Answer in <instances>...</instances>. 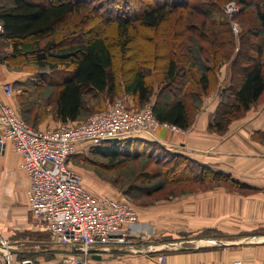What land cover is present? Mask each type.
<instances>
[{"label": "trees", "instance_id": "1", "mask_svg": "<svg viewBox=\"0 0 264 264\" xmlns=\"http://www.w3.org/2000/svg\"><path fill=\"white\" fill-rule=\"evenodd\" d=\"M94 1L84 0V9L88 13L80 15L79 7L72 0H0V64L11 72L36 74L31 77L30 84H18L20 90L15 97L18 104L16 112L32 128L39 130L38 126L44 121L42 118L47 107H51L55 122L63 125L79 123L87 96L109 104L117 92L122 90L123 94L132 97L138 107L150 104L152 116L159 124L188 130L199 111L201 99L215 87L217 63L223 59L230 60L228 85L221 91L220 103L207 131L225 133L231 123L262 102L264 0H224V3L233 2L237 5L239 12L233 17L235 21L242 14L245 25L251 22L257 24V30L250 29L247 39L244 32L239 34L240 47L235 54L233 36L224 20L226 25L222 27L226 29L222 31L223 35L217 33L218 29L210 33L212 38L209 48L196 44V49L191 52V45H182L184 39L183 42L178 41L180 58L184 60L186 57L183 63L174 53L159 56L163 63L158 90L152 102L151 75L155 73L154 70L144 69V64L137 62L129 67L126 77L118 80L113 69L114 51L123 55L132 43L133 31L140 33L142 29L154 30L172 13L177 14L182 10L203 12L212 8L220 15V9L225 4L221 0H119L123 1L120 7L124 5L129 14L115 15L110 19L109 13L114 9L111 3L115 0ZM88 3H92L93 7ZM100 6H104L105 10ZM200 8L205 9L202 11ZM89 13H93L100 22H111L115 33L113 39L108 40L102 33L83 30L84 20H87ZM70 17L74 20L73 29H65L62 36L58 35ZM191 26L195 30V26ZM204 38L205 35L201 39ZM147 39L151 40L150 37ZM187 41L190 42L189 39ZM55 74L58 78H54ZM48 89L50 92L46 94ZM109 108L108 105V108L95 114L106 112ZM125 109L137 111L129 107ZM252 139L263 145L264 131L254 133ZM86 146L78 152L79 147L75 154L88 151V155L103 160L105 163L100 165L102 173L116 175L114 178L107 177V183L114 186L119 184L121 188L125 186L123 195L130 199L125 200L131 206H134L133 202H141L143 206L154 205L157 200L140 199L151 198L163 192L167 186L172 191L167 190L165 195L159 197L161 200L193 193V188L205 189L220 182L231 187L241 186L231 176L214 171L186 156H168L163 146L154 142L131 138L116 143L101 142L99 145ZM78 157L90 161L86 155ZM139 162L142 164L136 170ZM123 171L127 172L122 174ZM161 176L168 179L158 184L141 186ZM129 178L131 181L122 184V180ZM262 192L264 194V189ZM205 234L212 232L202 231L197 237L208 238ZM17 256V260H24V257Z\"/></svg>", "mask_w": 264, "mask_h": 264}, {"label": "crops", "instance_id": "2", "mask_svg": "<svg viewBox=\"0 0 264 264\" xmlns=\"http://www.w3.org/2000/svg\"><path fill=\"white\" fill-rule=\"evenodd\" d=\"M26 76L27 74L24 73L8 71L4 65L0 64V87L6 85L12 90L18 87V84H30L32 78L26 80ZM0 102L15 109V93L6 96L0 88ZM247 115L250 114H246L240 122L244 121ZM52 124L59 123L44 122L38 126V129L46 130L47 128L43 127L52 126ZM207 124L206 122L203 126L195 124L188 130L178 133L160 126L154 133L142 135L136 139L157 143L171 154L186 156L214 171L229 175L238 182L246 180L258 182V186L255 183L249 184L261 189V193L257 191L259 194L253 202H245V200L240 202L241 199L237 197L230 201L238 203L235 205L250 208L252 234L243 233V230L249 229L248 226L247 228L243 226L242 230L238 222H229L223 217V214L228 211L226 204L231 197L229 192L221 190L219 198L213 200V196L211 197L208 192L200 200L195 199L197 204L193 205L185 201L192 195H183L171 201H161L151 206L139 207L138 211L134 208L138 216L135 238L130 241V244L122 246L92 248L91 264H234L236 262L238 264H264V194L262 192L264 189V146L252 139L254 133L264 131V119L263 121L258 120L257 125L229 126L223 137L207 133ZM86 145L79 147L81 149ZM231 152L238 153L241 157H252L258 161L254 166L255 173L245 177L241 172H237L234 166L238 165L241 160L233 156L231 158L238 163L230 162L231 159L227 156ZM18 163L19 157L12 151L11 144L7 143L0 153V203L4 204L0 211L3 212L6 209L14 213L13 216L26 218L24 228L33 232L29 240L34 239L33 242L39 244L41 249L34 253L33 261L31 257L22 255L23 261L14 259L12 264H55L59 260L60 250L52 246L48 234L37 229L31 218L28 221L30 215L27 209L26 191L29 178L25 172L19 170ZM170 202L173 203L167 205ZM192 207H201V209L199 212L191 211ZM212 208H215V211ZM214 214L220 215L213 224ZM202 231H213L215 236L197 237ZM9 233L11 235L12 231ZM13 252L15 258V251ZM17 254L21 256L22 253Z\"/></svg>", "mask_w": 264, "mask_h": 264}, {"label": "built area", "instance_id": "3", "mask_svg": "<svg viewBox=\"0 0 264 264\" xmlns=\"http://www.w3.org/2000/svg\"><path fill=\"white\" fill-rule=\"evenodd\" d=\"M237 11L233 2L224 8L228 16ZM0 88L4 95L12 94L9 86ZM160 126L182 132L159 124L150 107L130 111L119 103L84 122L37 130L14 108L0 102V151L9 143L19 157L18 168L29 178L26 203L33 223L62 248L56 264H91L92 248L130 244L137 235L138 216L133 206L124 198L89 192L80 175L67 165L68 159L81 145L138 138ZM13 251L7 240L0 239L3 264H12Z\"/></svg>", "mask_w": 264, "mask_h": 264}, {"label": "rangeland", "instance_id": "4", "mask_svg": "<svg viewBox=\"0 0 264 264\" xmlns=\"http://www.w3.org/2000/svg\"><path fill=\"white\" fill-rule=\"evenodd\" d=\"M72 1L76 2V5L79 7V14L80 15L88 13V11L86 9H84V7L86 5L84 0H72ZM93 1L94 0H91V2H93ZM221 1H223V3H224V0H221ZM99 2H102V0H100ZM122 3H123V1L121 2L119 0H115L114 2L111 3V4H113L114 9H111V11L109 13L110 19H112L115 15L120 16V15H123L124 13L129 14V11L125 8L124 5H123V7H120V5ZM229 3H232V2L226 3V1H225V3H224L225 5L223 7H221V9H220L221 10L220 15L217 14L216 11H214L212 8H209V7H205V8H209V9L200 8L202 11L205 9V11H203V12L195 11V10L194 11L182 10L180 12L178 11L179 13H177V14L172 13L171 17L169 16L162 23V25H160L158 28H156L154 30L142 29L140 33L137 31H133L132 35H131V42L132 43L130 44L129 47H127L126 52L123 53V55H121L117 51H114L115 58H114L113 69H114V73H115L117 79L120 80V79H123L124 77H126L129 67L132 66L133 64L136 65L135 63H137V62L143 63L144 69H148V70L153 69L155 73L151 75V82L153 85V88H152L153 96L151 98V102H152L154 100V96L156 95L157 90H158V83L160 80L159 76H160V71H161L160 68H161L162 63H163L160 61L161 58L159 56L166 55L167 53L168 54L172 53V55H173V53H174V55L178 58V60L180 59L181 60L180 62L183 63V61L186 60V57H184L185 58L184 60L180 58L181 53L178 52V46H177L178 41L183 42V39H184V42L182 45H184L185 43L188 44V46L191 45V52L194 49H196L195 48L196 44H201L204 46V48H209L210 47V43H209L210 38H212L210 33H213L215 30L218 29L217 33L222 34V31H224L226 29V28L222 27V26L226 25L224 20L228 23L227 25H229L231 35L233 36V40L235 43V49H234L233 54H235L240 47L239 34H243V32H244V34H246V35H244L245 39H247L251 33L250 29H253L254 31L257 30V24L255 22H251V24H249L247 22L248 24L245 25V20H243V16H241L242 14L240 16L239 15L237 16L236 21H235V19H233L234 15L236 13H234L231 16H228L227 14H225L224 8ZM88 4H89V6L93 7L92 3H88ZM94 4H96L95 1H94ZM100 7H102L105 10L104 6H100ZM117 9H118V11L115 12L114 10H117ZM237 12H239V10ZM219 17H221V18H219ZM72 20H73V18H71V17L66 20V22L62 26L61 30L58 31V35L62 36V31L65 29H68V28L73 29ZM237 21H239V24L237 23ZM191 25L195 26V30H193V27ZM83 30L84 31L89 30L92 33H99V34L102 33V36H106V38L108 40L113 39L115 36L114 29H113L111 22H106V23L100 22L97 18L94 17L93 13H89L87 15V20H84ZM203 35H205L206 38L201 39ZM147 37H150L151 40H148ZM187 39H189L190 42H188ZM243 45H245V44L242 42L241 46H243ZM226 46L229 48V45L226 44ZM243 48H244V46H243ZM0 49L2 50V48H0ZM187 50H189V49H187ZM183 52H185L184 49H183ZM229 71H230V60L228 61V60L223 59V60H221V62L217 63V69H216V73H215V76H216L215 87L211 90L212 91L211 93L207 94L205 97H203L201 99L199 111L197 112L192 125L196 124V125L203 126L204 122L209 124L212 121L214 111L217 108V106L219 105L220 100H221V91L224 89L225 86L228 85V79H229V73H230ZM18 73L27 74L26 80H28V78L31 79V77L33 78L34 76H36V74L34 75L31 73H25V72H18ZM53 76H54V78H58L57 74H55ZM18 90H20L19 87L12 88V94L15 93V97H16V93ZM49 92H50V89H48L46 94H48ZM85 100H86V107L82 113L81 119L78 122L86 121L93 114H95L99 111L105 110L106 108H108V105L111 107L115 103H119L122 106L129 107V108H131L133 110H137V111L142 110L146 107H150V104L144 105L143 108L138 107L134 103L132 97L128 96L126 94H123L122 90H119V92H117L115 98L109 104L106 101L103 103L99 99L92 100L89 98V96H87L85 98ZM15 105H16L15 109L18 112V109H17L18 104H17L16 98H15ZM44 111H45L44 116L42 113V116H43L42 119H44L43 123L44 122L55 123V121L52 118L53 115L51 112V107H47ZM246 114H250V115L249 116L247 115L248 117L244 121L240 122L241 120H243L246 117ZM246 114L242 118H240L239 120L231 123L230 126H237L239 124H240L239 126H241V125H245V126L257 125L258 120L263 121V119H264V98H263L262 102L258 103L255 107H253L251 109V111H249V113L247 112ZM208 124H207V126H208ZM62 125L63 124H52V126L48 125V126L43 127V128L55 129L58 126H62ZM49 126H51V127H49ZM228 129H229V127H228ZM228 129H227V131H228ZM181 131H185V130H181ZM206 131H207V128H206ZM227 131L223 134H215V133H210V134H215V135H218L219 137H223L226 135ZM207 133H209V132L207 131ZM262 146H264V144ZM85 147H87V146H85ZM85 147H84V149H85ZM162 148H164V147H162ZM82 149L78 150V152H80ZM1 152L2 151H0V153ZM165 154H167L168 156L171 155V153H169L167 150H166ZM81 155H84V156L86 155V157L89 158L90 161H85V160L83 161L80 157H78ZM87 155H88V151H84L83 154H80V153L75 154L74 156H72L70 158V160L68 162V166H70L75 172H77L80 175L83 185L89 190V192L93 193L94 195L111 196V197H115V198H124V199L128 200L129 198H127L126 196L123 195V189L125 188V186L123 188H121V185H119V184H116L114 186L113 184L107 183V180H106L107 177L108 178H114V177H116V175L114 173H106V174L102 173L103 168L100 167V165L104 164L105 162L96 156H92V155L87 156ZM233 156L235 158H237V159L239 158L241 160V161H239L238 165L234 166V167H236L237 172H241L242 174H244L245 177H249V176H251L252 173H255L256 170H255L254 166H255V164L258 163V161L252 159V157L251 158L250 157H241L238 155V153L231 152L229 154V156H227V157L229 159H231L229 161L233 162V163H238V161H235L231 158ZM141 164H142V162H139L136 164V170L139 169ZM125 172H127V171H123L122 174ZM165 179H168V177L161 176V178H155L153 180H148V182H150V183H145V185H141V186L146 187V186H149L150 184H155V183L158 184V183L162 182V180H165ZM129 181H131V178L127 179L126 181L122 180V184H126ZM234 181L237 184H241V186L231 187L228 184H223L222 182H220V183H217V184L212 185L211 187H208L205 189L193 188L192 189V190H194L193 193L190 192L189 194L188 193L184 194V196L192 195L191 197H188V199H186L185 201L190 202L193 205V204H197L196 201L200 200L202 197L205 196L204 194H207L208 192H210L211 197L213 196L212 200L219 198V194L222 191L223 192H229L228 194L231 197H229V199H228L229 201L226 204L228 211L226 214H223V217H225V220H227L229 222H238V224L241 226V229L243 226H244V228H247L246 226H248L249 229H247V230L242 229L243 233H246V234L251 233L252 234L251 228H250V225L252 223V215L250 214V208L249 207L248 208L243 207L240 205H235L238 203L230 202V201L235 200L237 197V199H241L240 202H242L244 200H245V202H249V201L253 202L256 199V195L261 193L260 192L261 189H257L255 187L249 185V184L255 183V185L258 186L257 185L258 182H255L253 180H246L244 182H242L240 180H239L240 182H238L236 180H234ZM141 184H143V183L141 182ZM250 188H253L254 190H251ZM260 188H262V187H260ZM167 190L172 191V188L167 186L163 192L152 195L153 197H151V198H147V199L142 198V199H140V201L157 200L154 202V204H155V203H158L161 201H171L175 198L180 197V196H177V197H173V198H168L166 200H161V198H159V197L165 195ZM257 191L259 193H257ZM214 196H216V197H214ZM195 199H196V201H194ZM172 203L173 202H170L167 205H169V204L171 205ZM5 204H6V202H5ZM132 204L134 205L133 207L137 211L139 210L138 209L139 207H144L143 204H141V202H136V203L133 202ZM245 204L248 205V203H245ZM3 205L4 204L0 205V209L3 208L2 207ZM5 207H6V205H5ZM200 209H201V207L200 208H193L191 211L199 212ZM212 210L215 211V208H212ZM216 210H217V208H216ZM0 214H1L0 215V232H2V235H0V238L7 240L8 243L13 248L15 247L14 251H15L16 255H15L14 259H17V257H18L17 253H22L21 257H22V255H24L25 257L27 255L28 257H31V261H33L34 253L36 251H39L41 249V246H38L39 244H35L33 242L34 239L29 240V238L32 235L31 233H33V232L26 230V228H24V226L26 225L27 219L26 218L22 219V218H19L18 216H13L14 213L8 212V210H6V209L3 212H1ZM219 215L220 214H214V216L212 217L213 224H214L215 220L219 219ZM30 218H31V216H28V221L30 220ZM31 221L33 222L32 218H31ZM9 231H12L11 235H9L10 234ZM5 232H6V234H5ZM205 235L206 236L208 235L209 236L208 238L215 236L213 231H212V234H205ZM247 236H250V235H247ZM52 246L57 247L54 244H52ZM57 248L60 250V253L62 254V248L61 247H57ZM46 249H48V248H46ZM61 254H60V256H61ZM60 256H59V258H60ZM14 259H13V261H14ZM1 261H2V255L0 256V262ZM0 264H3V262H1Z\"/></svg>", "mask_w": 264, "mask_h": 264}, {"label": "water", "instance_id": "5", "mask_svg": "<svg viewBox=\"0 0 264 264\" xmlns=\"http://www.w3.org/2000/svg\"><path fill=\"white\" fill-rule=\"evenodd\" d=\"M106 142H109V143H116L117 142V139H107L105 140Z\"/></svg>", "mask_w": 264, "mask_h": 264}]
</instances>
